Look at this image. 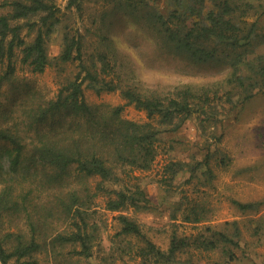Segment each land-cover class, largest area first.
Returning a JSON list of instances; mask_svg holds the SVG:
<instances>
[{
	"label": "trees",
	"instance_id": "1",
	"mask_svg": "<svg viewBox=\"0 0 264 264\" xmlns=\"http://www.w3.org/2000/svg\"><path fill=\"white\" fill-rule=\"evenodd\" d=\"M109 1L110 12L121 11L143 20L157 37L161 50L195 63L229 64L231 71L225 81L240 89L242 101L264 87L261 61L264 56L248 58L245 55L246 45L260 36L257 24L242 19L244 24L241 25L238 21L237 9L247 5V1L171 0V7L165 13L157 0ZM2 3L8 11L0 15V62H7L0 73V82L15 70L12 58L17 47L22 52V63L33 71L42 72L49 63L46 39L60 21L61 8L56 0H3ZM66 7L80 11L83 5L81 0H68ZM108 14L101 17L104 26L108 25ZM24 26L28 32H34L31 41L27 42L20 35ZM101 42L103 46L87 58L91 62L87 65L81 36L66 30L58 59H79L84 65V77L80 79L78 73L54 99L38 101L29 107L23 119L33 130L32 134L16 125L0 126V141L4 144L0 147V264L21 259L36 263V255L44 252L49 264H80L81 255L90 257L92 241L101 227L96 211L90 207L98 193L105 197L106 208L117 212L119 230L115 235L123 237L115 240L108 249L111 251L102 254L95 264H113L115 256L123 259L124 255L136 264H175L179 261L187 264L194 249L217 250L222 258L235 259L234 248L239 246L241 238L236 221H227L218 230L206 226L205 230L192 236L173 233L168 248L161 249L146 235L140 223L125 213L129 207L142 209L152 203L139 176L132 172L151 167L159 152L160 135L176 130L193 113L202 115L201 124L212 121L214 115L223 114L221 101L231 103V92L216 84H183L142 91L137 86L122 84L117 73L113 74L117 76V82L107 80L101 75L111 74L117 54L107 35L101 34ZM239 64L247 66L246 73H239ZM84 79L94 87L97 85L95 88L98 89L119 90L125 102L111 109L86 102L81 87ZM126 104L143 110L146 119L138 121L122 117L120 111ZM61 113L64 122L50 123L45 129L37 128L39 122ZM204 126L202 124V128ZM185 165L180 160H170L165 165L167 178L172 179L178 171L185 169ZM191 165L193 167L189 169L194 171L196 164ZM71 174L78 177L81 187L66 181ZM90 177L98 178L92 189L87 185ZM23 179H29L27 186L22 185V188L29 187L24 193L17 191V183ZM48 187L53 196L51 206L40 209L34 206L31 210L29 197L36 190ZM233 202L238 208L247 209L257 208L261 201ZM205 212L202 206L190 210L194 221H201ZM20 213L25 215L23 228L19 223L22 215L16 218ZM5 215H12L19 229L3 231ZM54 217L66 222L67 229L51 237L48 231ZM191 217L186 215L187 219ZM134 238L138 242L133 243ZM64 246L73 248L62 253L59 249ZM180 253L188 254L189 259L179 260ZM211 264L221 262L216 260Z\"/></svg>",
	"mask_w": 264,
	"mask_h": 264
},
{
	"label": "rangeland",
	"instance_id": "2",
	"mask_svg": "<svg viewBox=\"0 0 264 264\" xmlns=\"http://www.w3.org/2000/svg\"><path fill=\"white\" fill-rule=\"evenodd\" d=\"M239 1L248 3L237 9L238 21L241 25L244 24L242 19L249 23L255 21L260 35L259 38L251 39L250 45H246L248 49L245 55L248 58L264 56V0H236ZM2 2L0 0V15L8 11V7L3 6ZM56 2L61 13L60 21L46 39L49 63L42 72L33 71L29 65L22 63L20 48L15 49L12 58L15 70L9 78L6 77L0 82V126L10 128L16 125L22 131L27 129L32 134L33 130L28 128L26 119H23L29 107L38 101L54 99L59 90L64 89L68 81L74 79L78 73L80 79L84 77V65L79 59H58L64 47L63 34L66 30L81 36L84 42V59L92 57L103 46L101 34L108 36L117 59L111 74L101 75L107 80L113 79L117 82V76L113 75L117 73L121 76L122 84L137 86L142 91L183 84L221 85L224 90L231 92V103L224 99L221 101L223 114L214 115L210 122L204 121L202 124L205 126L202 128V115L193 113L179 128L160 135L159 152L151 167L148 170L132 172L139 176L141 186L145 188L152 203L142 209L129 207L125 213L139 222L146 235L161 249L168 248L173 233L192 236L205 230L206 226L218 230L227 221H236L241 230V238L239 246L234 248L235 259L226 260L217 250L208 252L194 249L190 254L191 261L187 264H211L216 260H220L221 264H264V87L258 88L254 95L242 101L240 89L225 81L231 71L229 64L195 63L168 50H161L157 37L143 20H137L121 11L110 12L109 0H81L83 7L80 11L75 7H66L68 0ZM157 4L165 13L172 2L157 0ZM106 12L109 13L106 17L108 21L105 20L108 25L104 26L101 17ZM20 35L28 42L33 39L34 32H28L24 26ZM261 61L264 64V59ZM6 62H0V73L3 72ZM85 63L91 64L88 59ZM246 71L247 66L239 64V73L244 74ZM81 87L86 102L90 104H100L111 109L125 102L119 90L95 88L98 86L90 85L88 79L82 81ZM120 115L138 121L146 119L145 112L136 109L133 104L124 105ZM62 116V113L49 116L43 123L39 122L37 128L45 129L50 123L64 122L65 118ZM1 146H4L2 141ZM170 160L186 163L185 169L178 171L172 179L167 178L168 173L165 170V165ZM191 164H196L194 171L189 169ZM97 180V177H90L87 185L92 189ZM66 181L72 186L77 184L81 187L74 174ZM28 183L29 179L18 182L17 191L24 193L29 187L22 188V185L27 186ZM50 190L49 187L36 190L29 197L30 209L34 206L37 209L50 207L53 202ZM233 200L261 202L257 208L240 209ZM199 206L206 211L205 217L201 221H194L190 210L191 207ZM90 207L96 211L95 216L101 227L92 241V255L88 258L81 255L82 259L78 260L80 264L97 263L102 254L111 251L108 249L115 244L114 241L123 237L115 235L119 230L117 212L106 208L105 197L101 193L94 197ZM21 215L19 223L23 228L24 213L16 218ZM186 215L192 217L187 219ZM10 216L5 215L3 218V231L19 229L13 216ZM66 229V222L54 217L48 236L52 237ZM132 242L138 241L134 238ZM72 248L73 246H64L57 249L64 253V250L70 251ZM45 255V252L37 254L36 263L21 259L8 264H49ZM107 257L112 261L109 254ZM178 258L184 261L189 256L180 253ZM128 259V255H124L123 259L115 256L111 263H134ZM175 264L182 263L179 261Z\"/></svg>",
	"mask_w": 264,
	"mask_h": 264
}]
</instances>
